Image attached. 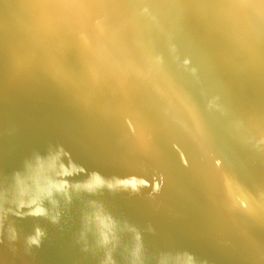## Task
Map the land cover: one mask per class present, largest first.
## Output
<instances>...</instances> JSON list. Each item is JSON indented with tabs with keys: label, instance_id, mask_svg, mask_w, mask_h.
<instances>
[{
	"label": "water",
	"instance_id": "1",
	"mask_svg": "<svg viewBox=\"0 0 264 264\" xmlns=\"http://www.w3.org/2000/svg\"><path fill=\"white\" fill-rule=\"evenodd\" d=\"M121 2L127 9L139 3ZM9 3L0 26V264H160L161 254H170L168 264H189L188 257L190 264H264V223L244 218L237 225L216 204L179 122L160 133L161 165L148 167L108 112L43 68L27 76V86L7 87L14 38L23 28L20 17L11 34L9 20L20 7L0 0V11ZM180 13L172 10L164 25L149 23V46L191 92L214 146L239 167L231 161L242 142L210 104L218 102V92L228 100L250 90L255 99L264 78L259 82L237 66L222 72L218 66L216 73L205 62L214 56L213 32L192 13ZM118 17L128 22L127 14ZM132 29L128 25L119 42L127 52L140 42L128 34ZM236 71L250 82L215 86Z\"/></svg>",
	"mask_w": 264,
	"mask_h": 264
},
{
	"label": "bare ground",
	"instance_id": "2",
	"mask_svg": "<svg viewBox=\"0 0 264 264\" xmlns=\"http://www.w3.org/2000/svg\"><path fill=\"white\" fill-rule=\"evenodd\" d=\"M17 2L20 9L13 11L9 30L11 34L17 32L15 24L20 23V17L23 28L14 38L17 56L7 87L26 85L30 82L27 76L43 68L62 85L78 89L77 93L89 104L108 112L120 125V133L133 153L148 167L161 165L164 144L160 133L164 135L173 120L179 122L189 138L183 143L197 155V160H191L216 204L237 225L244 218L264 223L262 86L255 96L260 98L258 102L252 91H246L244 97L242 90L228 100H223L225 94L218 92L221 96L216 100L220 105L217 101L210 104L242 142L239 157L231 161L240 166L234 167L206 133L207 123L204 124L191 92L149 46V23L164 25L172 10L178 9L180 14L187 11L214 34V56L206 58L208 66H213L216 73L222 72L219 69L223 66L231 70L242 67L253 71L251 74L260 82L264 78V0H137L134 9L125 8L121 0H14ZM10 4L0 11L1 27H5L2 21ZM124 14L128 15V22L118 17ZM128 25L134 28L128 34L140 40L132 52L119 46ZM207 49L210 47L205 45L204 51ZM226 73L230 74L227 79L214 82L217 88H229L227 81L247 80L237 71ZM258 81L251 84L258 85Z\"/></svg>",
	"mask_w": 264,
	"mask_h": 264
},
{
	"label": "snow or ice",
	"instance_id": "3",
	"mask_svg": "<svg viewBox=\"0 0 264 264\" xmlns=\"http://www.w3.org/2000/svg\"><path fill=\"white\" fill-rule=\"evenodd\" d=\"M35 241L36 240H32L31 242L33 243ZM169 259H170V254H161V256H160V264H168ZM187 259H188V262L190 264L191 258L188 257Z\"/></svg>",
	"mask_w": 264,
	"mask_h": 264
},
{
	"label": "clouds",
	"instance_id": "4",
	"mask_svg": "<svg viewBox=\"0 0 264 264\" xmlns=\"http://www.w3.org/2000/svg\"><path fill=\"white\" fill-rule=\"evenodd\" d=\"M33 243H37V241L33 242Z\"/></svg>",
	"mask_w": 264,
	"mask_h": 264
}]
</instances>
